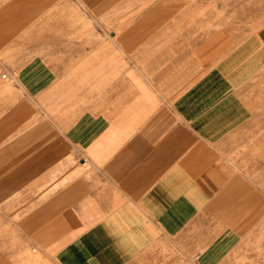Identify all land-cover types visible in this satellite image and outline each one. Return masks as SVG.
<instances>
[{
  "label": "crops",
  "instance_id": "1",
  "mask_svg": "<svg viewBox=\"0 0 264 264\" xmlns=\"http://www.w3.org/2000/svg\"><path fill=\"white\" fill-rule=\"evenodd\" d=\"M60 1L0 0V264H264V27L147 0L76 44Z\"/></svg>",
  "mask_w": 264,
  "mask_h": 264
},
{
  "label": "rangeland",
  "instance_id": "2",
  "mask_svg": "<svg viewBox=\"0 0 264 264\" xmlns=\"http://www.w3.org/2000/svg\"><path fill=\"white\" fill-rule=\"evenodd\" d=\"M88 1L89 5L87 4ZM94 1L97 3L92 5V0H61L59 5L44 15L43 26L50 30L52 27L51 18L53 17L58 19V26L63 30L64 23H67L66 20L75 19L76 25L79 23V29H81H76V31H81L80 37L75 39L76 44H82L85 35L84 30H86L89 32L90 44L93 42L94 45H101L107 42L106 45L115 46L111 35H117L129 28L138 17L137 13H144L150 8V5L143 4L147 0H142V5L134 4L135 1L139 2V0H110L111 4L108 5L103 3L108 0ZM129 2L133 3L130 4ZM174 6L175 13H182V9H190L193 14H196L198 11L202 13L204 9L207 27L212 26L215 23L214 20L216 22L221 21L222 29L252 28L258 30L264 27V0H174ZM54 24L57 26L56 20ZM105 33L109 34L107 40H103ZM72 40L74 41V39ZM57 42L60 44L68 42V37L60 32ZM255 172L257 171L255 170ZM260 177L261 175L255 178ZM262 178H264V172ZM254 184L255 187L264 192V181H257Z\"/></svg>",
  "mask_w": 264,
  "mask_h": 264
}]
</instances>
